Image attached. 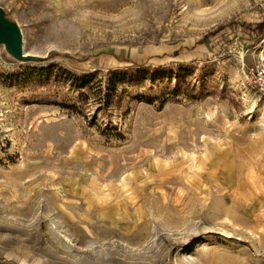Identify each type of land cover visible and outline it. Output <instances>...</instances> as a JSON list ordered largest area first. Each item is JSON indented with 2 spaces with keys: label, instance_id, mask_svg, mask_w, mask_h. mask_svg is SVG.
<instances>
[{
  "label": "rangeland",
  "instance_id": "374dc122",
  "mask_svg": "<svg viewBox=\"0 0 264 264\" xmlns=\"http://www.w3.org/2000/svg\"><path fill=\"white\" fill-rule=\"evenodd\" d=\"M0 5L26 53L77 57L0 46V247L17 256L0 264H264V34L248 28L264 0ZM132 64L162 68L105 108L108 72ZM192 161L193 183L169 175Z\"/></svg>",
  "mask_w": 264,
  "mask_h": 264
},
{
  "label": "water",
  "instance_id": "95a60500",
  "mask_svg": "<svg viewBox=\"0 0 264 264\" xmlns=\"http://www.w3.org/2000/svg\"><path fill=\"white\" fill-rule=\"evenodd\" d=\"M0 46L8 60L21 64H42L56 61H75L73 54L58 49H51L45 55L26 53L24 50L23 28L15 13L0 5ZM17 258L0 247V261L9 262Z\"/></svg>",
  "mask_w": 264,
  "mask_h": 264
},
{
  "label": "trees",
  "instance_id": "16d2710c",
  "mask_svg": "<svg viewBox=\"0 0 264 264\" xmlns=\"http://www.w3.org/2000/svg\"><path fill=\"white\" fill-rule=\"evenodd\" d=\"M249 30L252 32L263 35L264 34V21L255 23L253 25L248 26ZM252 28V29H251ZM146 64H132L129 66H122L117 69L110 70L108 72V79L106 81V85L104 88L105 93L101 97V102L105 108H109L111 106L120 107L126 98V83L133 78L135 73L147 74L148 71H158L162 67H153V66H145ZM95 74L91 73L90 75H83L81 84L89 89V92L92 91V86L90 85V79ZM189 84V83H187ZM123 85V89H120L119 86ZM102 91V87H100ZM142 95V94H141ZM145 96V95H143ZM80 97L83 98V102L86 104L90 102V93H86L85 91L80 93ZM153 97H147L148 101H151ZM158 98V97H156Z\"/></svg>",
  "mask_w": 264,
  "mask_h": 264
},
{
  "label": "bare ground",
  "instance_id": "6f19581e",
  "mask_svg": "<svg viewBox=\"0 0 264 264\" xmlns=\"http://www.w3.org/2000/svg\"><path fill=\"white\" fill-rule=\"evenodd\" d=\"M199 167H200V165L197 162L192 161L189 166H187L186 168H183V170H182V171H184V172H182L183 175L179 176V175H175V173L180 174L179 170L182 169V166L180 164H176V165H174L175 170L169 172V175L170 176L173 175L172 179H174V180L186 178V181L188 183H193V176L195 174L194 170H196V168L198 169Z\"/></svg>",
  "mask_w": 264,
  "mask_h": 264
},
{
  "label": "built area",
  "instance_id": "2783aa9c",
  "mask_svg": "<svg viewBox=\"0 0 264 264\" xmlns=\"http://www.w3.org/2000/svg\"><path fill=\"white\" fill-rule=\"evenodd\" d=\"M254 86L264 95V64L258 66L254 78Z\"/></svg>",
  "mask_w": 264,
  "mask_h": 264
}]
</instances>
